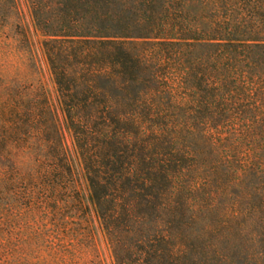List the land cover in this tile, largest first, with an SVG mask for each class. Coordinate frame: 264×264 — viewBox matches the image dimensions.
<instances>
[{"label": "trees", "instance_id": "16d2710c", "mask_svg": "<svg viewBox=\"0 0 264 264\" xmlns=\"http://www.w3.org/2000/svg\"><path fill=\"white\" fill-rule=\"evenodd\" d=\"M13 18L55 91L0 90L8 264H264V0H0V36Z\"/></svg>", "mask_w": 264, "mask_h": 264}, {"label": "rangeland", "instance_id": "374dc122", "mask_svg": "<svg viewBox=\"0 0 264 264\" xmlns=\"http://www.w3.org/2000/svg\"><path fill=\"white\" fill-rule=\"evenodd\" d=\"M25 18L26 24L28 18ZM14 22V18L10 19V24L4 28L6 35L0 36V90L5 86H36L40 82L51 96H54V84L42 47L44 38L39 33H33L29 27V45L14 41ZM99 249L103 264H111L109 252L102 246ZM11 261V257L5 258L0 253V264H8ZM28 261L34 260L30 258Z\"/></svg>", "mask_w": 264, "mask_h": 264}]
</instances>
